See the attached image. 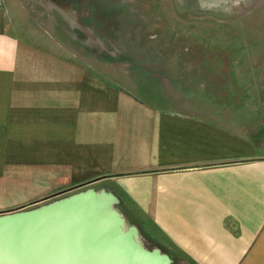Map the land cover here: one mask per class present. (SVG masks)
Masks as SVG:
<instances>
[{
    "label": "crops",
    "instance_id": "crops-1",
    "mask_svg": "<svg viewBox=\"0 0 264 264\" xmlns=\"http://www.w3.org/2000/svg\"><path fill=\"white\" fill-rule=\"evenodd\" d=\"M12 16L0 0V211L105 189L172 260L264 264V115L147 102Z\"/></svg>",
    "mask_w": 264,
    "mask_h": 264
},
{
    "label": "rangeland",
    "instance_id": "rangeland-1",
    "mask_svg": "<svg viewBox=\"0 0 264 264\" xmlns=\"http://www.w3.org/2000/svg\"><path fill=\"white\" fill-rule=\"evenodd\" d=\"M5 2L21 36L42 37L44 47L147 102L187 113L264 115V0ZM135 223L141 243L152 248L147 225Z\"/></svg>",
    "mask_w": 264,
    "mask_h": 264
},
{
    "label": "water",
    "instance_id": "water-1",
    "mask_svg": "<svg viewBox=\"0 0 264 264\" xmlns=\"http://www.w3.org/2000/svg\"><path fill=\"white\" fill-rule=\"evenodd\" d=\"M117 203L110 191L85 187L29 209L0 211V264H173L141 243Z\"/></svg>",
    "mask_w": 264,
    "mask_h": 264
},
{
    "label": "trees",
    "instance_id": "trees-1",
    "mask_svg": "<svg viewBox=\"0 0 264 264\" xmlns=\"http://www.w3.org/2000/svg\"><path fill=\"white\" fill-rule=\"evenodd\" d=\"M172 260V259H171ZM173 263V262H172Z\"/></svg>",
    "mask_w": 264,
    "mask_h": 264
}]
</instances>
